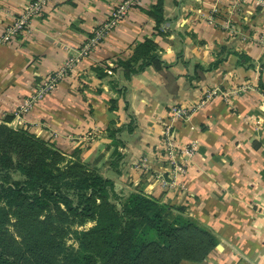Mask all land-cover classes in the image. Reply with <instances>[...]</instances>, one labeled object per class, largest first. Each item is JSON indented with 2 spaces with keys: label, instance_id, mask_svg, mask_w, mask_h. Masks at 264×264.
Wrapping results in <instances>:
<instances>
[{
  "label": "crops",
  "instance_id": "obj_1",
  "mask_svg": "<svg viewBox=\"0 0 264 264\" xmlns=\"http://www.w3.org/2000/svg\"><path fill=\"white\" fill-rule=\"evenodd\" d=\"M28 1L0 0V37ZM120 1L54 0L26 34L8 43L0 39V126L25 129L69 155L84 132L107 126L108 100L120 95V124L129 123L130 115L135 119L132 133L120 132V184L184 207L218 238L202 261L179 264H264V128L256 132L252 121L264 110V42L258 40L264 28V0H145L53 93L14 118L19 101L76 55ZM146 40L170 64L176 93H170L163 76L149 68L129 81L113 71L119 61H133ZM240 53L248 58L244 65L239 63ZM197 63L213 67L189 85L186 76ZM101 75L125 85V96ZM208 90L217 94L187 120L174 121L175 143L197 145L186 175L177 180L183 181L184 189L163 190L156 180L157 173L166 172L160 157L162 119L173 105L200 104ZM221 93H229V100ZM9 115L11 120H5Z\"/></svg>",
  "mask_w": 264,
  "mask_h": 264
},
{
  "label": "trees",
  "instance_id": "obj_2",
  "mask_svg": "<svg viewBox=\"0 0 264 264\" xmlns=\"http://www.w3.org/2000/svg\"><path fill=\"white\" fill-rule=\"evenodd\" d=\"M154 47L146 40L137 48L133 61H119L113 71L129 81L149 68L163 76L170 93H176L170 64L153 51ZM238 59L241 65L248 60L242 53ZM211 67L195 64L192 74L186 76L188 84L202 80ZM110 85L125 96L127 87L118 79H112ZM260 86L264 89L261 82ZM127 106L125 98V109ZM130 118L113 135L132 133L135 119ZM4 129L8 127L0 126V132ZM13 130L20 135L17 145L0 160V264H179L183 260L200 262L216 247V234L187 215L184 207L163 204L142 190L119 192L108 173L120 174V151L105 162L103 171H76L73 163L54 168L51 161L61 157V152L25 129ZM114 140L117 146L124 145L120 137ZM54 208L80 223L94 221L88 229L74 231L76 246L66 245L44 230L27 232L24 248L17 253L6 248L1 226L9 212Z\"/></svg>",
  "mask_w": 264,
  "mask_h": 264
},
{
  "label": "built area",
  "instance_id": "obj_3",
  "mask_svg": "<svg viewBox=\"0 0 264 264\" xmlns=\"http://www.w3.org/2000/svg\"><path fill=\"white\" fill-rule=\"evenodd\" d=\"M52 1L54 0H29L3 32L0 37L1 41L8 43L26 34L31 28L34 18L38 17ZM144 1L121 0L109 15L93 29L90 37L78 49L76 55L68 57L58 68L43 77L32 91L19 101L18 106L13 112L14 118L19 119L23 117L53 93L58 85L69 76L74 66L80 60L86 58L94 47L100 45L104 38L119 25L133 8L140 6ZM208 20L211 23L214 22L213 16L210 15ZM226 24H228V21ZM259 40L260 42L264 41V28L260 31ZM216 94V91L208 90L202 98L201 103L194 107L190 106L187 108L174 105L170 108L167 119L162 125L160 139V157L165 163L167 173L162 171L156 175V180L163 190H168L174 186L184 189L183 181L177 180L186 175L189 161L197 152V145L194 142L184 146H179L175 143L174 121L176 119L187 120L193 111L201 107V105ZM231 94H235V91H232ZM220 95L225 101L229 100V93H221ZM144 166H146V160L142 163V167Z\"/></svg>",
  "mask_w": 264,
  "mask_h": 264
},
{
  "label": "rangeland",
  "instance_id": "obj_4",
  "mask_svg": "<svg viewBox=\"0 0 264 264\" xmlns=\"http://www.w3.org/2000/svg\"><path fill=\"white\" fill-rule=\"evenodd\" d=\"M98 74H101V72ZM100 78H102L105 82L106 80H108V82L110 81V79H107L105 75H101ZM122 113L123 112L120 108V95L116 94L108 100L107 126L93 128L84 132V135L79 137V140H75L76 144L69 150V155H66L63 149H60L55 143L47 142L50 146H53L61 152V157L57 156L51 161L53 164L52 167L64 168L73 163L76 166V171H103L105 162L112 158L116 151H120V146H117L115 144L116 141L114 140L116 137H120V133L113 135V132L121 125L120 122L122 121ZM260 114L261 115H258V118L253 117L252 120L256 132H262V129L264 128L263 109ZM166 118L167 115L162 119V121L164 122ZM17 129L20 128H16V130ZM13 131V128L8 127V129H4L0 132V160L8 153L7 150L14 147V145H17V139L20 138V135L16 134L17 132L14 133ZM135 165L139 166V163ZM108 175L116 181L117 190L119 192L120 190L125 192L141 190L135 189V187L131 185L126 187L123 184H120V178H118L117 175L112 173H108ZM161 203L168 205L164 202ZM62 211L63 210L60 208H54L52 210L21 212L19 214H15L12 211L9 212L6 222L1 226V233L5 239L6 248L9 251L17 253L19 252V249L24 248V244L22 242L24 241V237L27 232H42L44 230L49 231L52 236H55L59 241L64 242L66 245L76 246L77 244L73 238L74 231L88 229L94 224V221L88 220L84 223H80L76 218L71 217Z\"/></svg>",
  "mask_w": 264,
  "mask_h": 264
}]
</instances>
